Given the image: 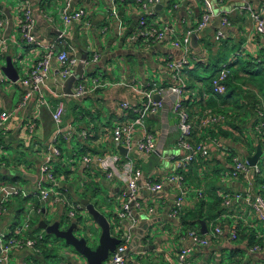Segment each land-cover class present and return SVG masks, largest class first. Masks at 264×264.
Here are the masks:
<instances>
[{"label": "crops", "instance_id": "1", "mask_svg": "<svg viewBox=\"0 0 264 264\" xmlns=\"http://www.w3.org/2000/svg\"><path fill=\"white\" fill-rule=\"evenodd\" d=\"M6 1L0 0V21L4 22L3 27H0V52H6L4 58H0V63L10 54L13 57L19 54L23 60L20 63L18 82L9 84L8 80L6 84L0 83V109L10 113L7 128L0 131V149L3 148L7 153L4 156L0 152V184L15 187L10 180L17 178L19 174L37 175L38 180L40 179V165L55 133L52 113L65 94L64 84L57 82L52 76L40 94H34L22 105L24 97L30 91L22 80L34 65L38 54L35 47L23 42L19 22L26 2L32 8L36 39L47 45L55 44L60 33L65 31V3L64 0H17V6L12 7ZM169 1L167 0L163 11L156 8V14L149 17L151 22L158 24V28L167 27L170 31L164 41L155 42L138 36L141 10L136 1L125 0L119 3L116 16H113V0H73V9L84 6L86 14L65 31L68 45L80 60V49L88 53V61L95 54L99 56L96 63L84 66V81L89 87H92L91 80L95 77L100 78L102 84L109 85L80 99L65 96L67 109L63 129L67 131L73 126L76 133L71 143L60 142L61 151L62 146L67 145L71 153L62 152V159L52 164L53 170L69 186L78 201L86 199L88 195L92 196V192L97 190L102 194L104 201H101L100 208L116 226L112 236L122 241L126 231L131 233L128 264H264V223L258 220L251 205L252 196L259 194L264 197V188L256 184V176L251 181L243 177L234 180L230 176L233 157L239 156L246 160L256 153L259 144L260 139L255 131L259 118L251 111L239 112L238 106L244 104L245 100H252V104L257 99L264 100V89L260 85L263 84L264 72L254 76L255 73L240 71L237 85L244 92H237L225 101L210 89V78L217 75L226 64L240 62V58L248 62L263 59L264 37L257 34V21L251 17L248 7L260 11L264 7V0H218L219 12L216 13L212 5L215 17L204 30L197 33L199 47L195 49L192 46L189 66L182 74L187 86L182 95L184 105L194 119L205 112H212L227 114L229 118L233 116L234 120L220 128L223 135L218 134V129L195 132L196 141L202 138L213 142L210 156L198 157L188 167L184 172L181 189L176 184L167 182V178L175 171V161L186 154L178 146L179 120L173 111L176 95L155 94L154 100L157 101L156 97H159L157 102H161L162 106L156 113H148L144 119L146 130L156 140V150L153 153L145 155L138 150L137 144L143 137L140 127L135 130L130 145H119L126 152H121L113 142L114 127L125 120L132 122L138 117L140 102L143 100L142 91L147 89L148 84L156 83L159 87L178 84L167 66L168 59L178 60L182 56L181 50L174 47L173 41L188 30L197 28L203 15L204 1L173 0L171 6ZM55 10L60 13L55 14ZM224 20H227L226 25H223ZM219 30L225 36L217 41L215 38ZM237 53L242 55L236 57ZM224 58L229 59L224 63ZM53 68L56 70V63ZM1 72L0 75L6 77ZM232 72L234 70L230 73ZM250 86L253 87L252 92L248 90ZM227 93L228 91L225 95ZM124 102L129 103L132 109L125 112L122 108ZM262 107V103L256 104V109ZM233 124L240 126L242 135ZM212 130L216 133L210 134ZM73 140L79 145L76 150L72 148ZM79 152L80 160L76 164L74 158ZM8 154L18 159H11L17 165L11 163ZM85 157L92 158L90 164L83 162ZM113 157H117L120 164L128 158L132 159L143 173L138 183V201L141 207L137 210L136 224L131 220L120 222L118 219L125 185L120 181L109 180L102 165V160L110 161ZM67 170H78L77 179H74V174L69 175ZM162 181L165 184L160 192L154 193L147 187L148 182ZM26 182L30 185V191L36 187L37 182ZM250 182L252 185L249 191ZM248 192L250 196H247ZM236 193L247 197L226 206L223 197ZM179 196L184 198L183 204L179 213L174 216L175 201ZM12 199L8 200L7 210L0 219V236L8 235L16 227L17 203L10 205ZM39 203L46 213L51 210L53 215H61L60 210L50 201ZM29 204L35 206L31 201ZM12 214H15L14 218ZM200 220L206 222L209 231L207 234H202ZM143 222L145 225L154 223L147 226L150 234L152 233L151 239L141 240L139 229ZM38 223L32 224L27 235L35 237V232L44 234ZM217 227L221 229L220 234H215ZM193 229L208 238L207 246L196 244L188 236V232ZM97 230L100 231L99 228ZM234 233L237 235L236 239H233ZM153 246L155 249H152ZM255 247L259 249L254 251ZM183 251H187L184 262L180 259ZM112 255L113 253L103 264ZM42 256L46 255H40L33 249L14 250L10 255V263L30 264L28 259L33 258L39 264H47ZM64 258V261L71 260V264H87L80 255L71 251Z\"/></svg>", "mask_w": 264, "mask_h": 264}, {"label": "built area", "instance_id": "2", "mask_svg": "<svg viewBox=\"0 0 264 264\" xmlns=\"http://www.w3.org/2000/svg\"><path fill=\"white\" fill-rule=\"evenodd\" d=\"M204 9L201 21L199 22L196 29L188 30L182 36L174 38L173 45L182 52L181 58L178 60L168 59V69L172 73V77L178 84L169 87H159L156 83L148 84L146 90L142 91L143 100L140 102V109L138 110V117L132 122L125 120L122 123H118L112 134V139L115 145H122L126 143L131 144L132 136L135 130L140 127L142 129L143 137L137 144L138 150L149 155L156 150V140L154 135L146 130L144 126V119L148 113H156L162 106L161 102L154 100V95L163 94H174L177 96L173 103V111L179 120L180 138L178 140V146L186 151V154L175 161V171L167 178V182L176 184L179 189L184 181V172L187 171L188 167L198 159V157H209L210 156V146L213 143L210 139H199L195 140V132L206 131L208 129H218L224 127L227 122L234 120L233 116L228 117L227 114L222 113H212L205 112L203 115L194 119L184 105V100L182 95L185 92L186 84L182 78V74L189 66V58L192 54V36L198 32L204 30L210 22L215 17L212 4L209 0H203ZM125 2V0H113V16H116V7L119 3ZM160 0H136L137 7L141 10V16L139 19V31L138 36L146 40H153L155 42L164 41L169 35V29L165 27L164 29L158 28L156 22H151L149 17L156 14V8ZM65 6L63 8V23L65 26V31L68 30L72 24L79 22L84 18L86 12L84 6L77 10L73 9V0H64ZM250 10L251 17L257 21L256 31L257 34L264 37V7L260 11H254L251 7ZM22 19L19 22V29L22 34L23 42L28 46L35 47V51L38 54L34 65L29 69L28 73L24 76L22 83L27 86L30 91L23 99L22 105L26 104V101L34 94L41 93L42 88L46 85L47 81L53 76V78L61 83L76 75V68L81 63L84 66L88 64H94L99 60V56L95 54L92 60L86 61L80 60L73 49L68 45L66 39L65 31L61 32L55 44L47 45L36 39L34 35V18L32 14V8L24 4ZM227 24V20H224L223 25ZM4 22L0 21V27H3ZM224 32L219 30L216 34V40L220 41L224 38ZM60 48V52L56 55V48ZM73 50V51H72ZM242 54L237 53L236 57H240ZM261 60L258 61L260 63ZM57 64L56 70L53 68V64ZM231 63L226 64L220 69L217 76L212 81V92L214 95H225L227 92V80L230 75ZM1 72V71H0ZM2 73V72H1ZM82 80H77L75 86L72 88V95H62V100L57 104L56 108L52 113V117L55 123V133L52 143L46 148L47 154L44 157L43 162L40 165V179L38 180L36 187L26 192L24 195L26 198L36 197L40 202L50 201L57 210H60V214L69 220H75L80 215L84 213V206L74 198L72 192L68 185L64 184L62 178L56 176V170H53L52 164L62 159V151L60 147V142L71 143L76 133L73 126H71L67 131L63 129V123L66 115V102L65 96L74 99H80L86 94L98 89L105 88L109 84L101 83V79L98 77L93 78L91 81V86ZM8 79L3 75H0V83L6 84ZM122 108L125 112L132 109L129 103L124 102ZM124 116V115H123ZM10 113L0 109V131H4L9 122ZM257 118H259V123L255 128L259 139L263 143V154L264 158V110L257 109ZM3 148L0 149V151ZM92 161V158L85 157L83 162L88 165ZM102 165L106 177L109 180L120 181L125 185V189L122 192L121 200L122 207L118 212L117 216L120 222L124 220H131L133 224H136V214L137 210L141 207L138 201V183L143 175L142 171L137 168L135 162L128 158L122 164L119 163L117 157H113L112 160H102ZM22 171V170H21ZM25 172V170H23ZM261 168L259 162L255 167H251L247 159H243L239 156L233 157V170L230 173L232 179L236 180L240 177L245 179L253 178L256 174H260ZM165 181L159 183L148 182L147 187L150 191L156 193L160 192L164 187ZM251 182L249 184L248 190H251ZM12 187L14 190L9 189ZM21 194V190L14 186H1L0 187V219L2 215L7 210V202L9 199L17 197ZM250 196V192L247 193ZM242 193L236 194H226L223 197V203L228 206L233 202H238L246 197ZM183 197H178L175 201V210L173 215L176 216L182 208ZM252 208L258 218L262 223H264V197L262 195L252 196ZM35 212L42 215L43 207L39 206L33 207ZM15 228L10 231L7 235L0 236V264H9L10 255L14 250L23 249H33L36 253L43 255L42 242L45 241V236L43 233H39L35 237H30L27 235L30 233L32 228L31 220L28 218L23 226L15 224ZM221 229L219 227L215 228V234H220ZM188 236L192 240L201 246H207L209 244L208 238L201 235L196 230H190ZM236 233L233 234V239H236ZM132 239L131 233L126 231L124 238L118 245L116 251L113 253L112 257L108 260L106 264H128L130 259L128 254V244ZM259 247H255L254 251L258 250ZM187 251H183L180 259L182 262L185 261ZM71 260L63 261L61 264H71Z\"/></svg>", "mask_w": 264, "mask_h": 264}, {"label": "water", "instance_id": "3", "mask_svg": "<svg viewBox=\"0 0 264 264\" xmlns=\"http://www.w3.org/2000/svg\"><path fill=\"white\" fill-rule=\"evenodd\" d=\"M167 0H160L159 4L157 5L158 11H163L164 6L166 4ZM2 9V5L0 4V10ZM192 46L197 49L199 47L198 42V35L193 34L192 36ZM60 52V48L58 47L56 50V55H58ZM6 52L1 51L0 52V58H4V54ZM80 53L82 54V60L86 61L88 59V53L85 51H82L80 49ZM16 60L21 63L23 60V57L21 55H17L16 57H13L11 54L5 57V62L0 63V70L3 72V74L7 77V79L13 83H17L20 79V68L16 64ZM2 61V60H0ZM85 75L84 65L79 64V66L76 69V75L71 76L64 82V93L66 95H72V88L77 80H82ZM156 100L159 101L160 98L156 97ZM121 152H126L127 150L123 149L121 146L118 147ZM0 152L4 154V156H7L6 150L2 149ZM263 154L262 145L258 144L256 153L253 156L247 157V161L251 167H255L258 162L261 160ZM10 156L9 159L14 158L15 156ZM21 178L25 181H30L32 183H36L38 180L37 175H31L28 173H23L21 175ZM11 191L14 189L10 187ZM98 194V190L96 191ZM96 199L100 202V205L102 204L101 200H99L97 197ZM79 202L84 206V213L80 215L78 218H76L74 221L69 220L66 217H63L62 215H57L59 217L58 219H55L52 222H47L44 218V215H46V211L43 208L42 217L39 220L38 227L40 230L44 231V236L46 234V242L49 241L52 237L56 238L55 240L57 243L64 242L65 246L70 247L73 249L71 251L74 254H78L83 258L87 264H103L110 256L111 253H114L118 247V245L121 243V240L118 238L112 236V233L115 229V224H113V221L109 219L108 216L101 210L100 205L97 206L94 202H91L88 199H81ZM16 208V217L20 214L19 206L15 204ZM87 216L88 219H85ZM84 224H81L80 220H84ZM17 223V222H16ZM199 223L201 224V232L202 234H207L208 227L206 225L205 221L200 220ZM154 225V223H151ZM152 225H145L144 222L140 225L139 234L141 235V240L151 239L152 233L150 234V231H148L147 226ZM88 228H92L97 230V228L100 229V238L97 246L93 247L90 245L89 238L87 235L91 236L90 230H87ZM87 235H86V234ZM148 233V234H147ZM86 236H85V235ZM154 234V233H153ZM154 237V235H153ZM56 242L53 241L52 244H48L50 247H48L49 252H55V247L53 244ZM152 247V246H151ZM46 248V247H45ZM152 249H155L153 246ZM65 250H67L65 248ZM44 254V251H43ZM43 257V256H42ZM43 258H46L43 257ZM54 258V257H53ZM52 258V259H53ZM65 260V259H64ZM63 260V261H64ZM48 262L47 264H51L54 262V260H45ZM52 261V262H51ZM75 262V261H74Z\"/></svg>", "mask_w": 264, "mask_h": 264}, {"label": "rangeland", "instance_id": "4", "mask_svg": "<svg viewBox=\"0 0 264 264\" xmlns=\"http://www.w3.org/2000/svg\"><path fill=\"white\" fill-rule=\"evenodd\" d=\"M209 1L213 5V8L215 9V12L216 13L219 12L218 0H209ZM6 3L9 4L12 7L13 6L16 7L17 4H18V1L16 0L15 2H12L11 0H7ZM20 4H21V1H20ZM172 4H173V0H170L169 1V6H171ZM54 12H55V14H59L60 13V11H58V10L57 11L55 10ZM236 49H239V47L236 48ZM230 53H232V52H230ZM228 59L227 58H224V63L227 62ZM246 63H248V61H246L245 59L240 58V65H245L246 66L247 65ZM16 64L20 68V65L21 64L19 63V61L16 60ZM254 68L255 69L256 68H260L261 69V67H259L257 65ZM233 70L236 71V68L233 67ZM9 84H12L11 81H9ZM248 90H249V92H252L253 91V87L250 86V88ZM260 100H262V98H260ZM245 101H249V100H245ZM262 102H263V100H262ZM77 146H79L78 143L75 140H73V142H72V148L74 147V150H76ZM62 152L63 153H66V154H68L70 152L67 145H63L62 146ZM80 155H81V152H79V155L74 158V159H76L75 160L76 161V164L80 160ZM20 161L23 162V160H20ZM11 163H14L15 165H17L12 160H11ZM259 166H260L261 170L264 172V158H262L259 161ZM29 171H31L32 173L35 172V170H29ZM67 171H68V174L69 175L74 174V179H77V177L79 175L78 170H74V172L72 170H67ZM72 178L73 177L71 176L70 179H72ZM13 184L16 185L15 187L17 189L21 190V194L19 196L15 197V199H12L10 201L11 202L10 205L11 204L14 205L15 203H17V205L19 206V209L18 210L21 211L20 214L18 215V217L15 218V220L17 221V224L19 226H23L28 218L31 220V223L33 225L37 224L39 222L40 218L42 217V215L37 214L35 212V210L33 209V206L29 204V202L31 201L32 203H35L36 204L37 202H39V199L36 198V197H32V198H26L25 197L24 194L26 192H29L30 191V185L26 181H23V180L19 179L17 181V183H13ZM0 186H1V184H0ZM78 186H81V185H78ZM97 198L99 200H101V201H104V199L102 197V194H100V193L97 194ZM106 201H107V199H106ZM14 217H15V214H12V218H14ZM44 218L46 219L47 222H52L55 219H58L59 217H57V215H53L52 214V211L49 210L46 213V215H44ZM85 219H88L87 216L85 217ZM85 219L84 220H80L81 221V224H84ZM87 230H90V232H91V236L90 235H87L85 233L88 236V238H89L90 245H92L93 247L97 246V244L99 242V238H100V231L95 230V229H92V228H88V227H87ZM35 234L38 235V233H36V232H35ZM45 237H46V234H45ZM55 239L56 238L52 237L51 239H49V241L46 242V238H45V241L42 242V245H43V247H46V250H47L48 247H50L48 244H50V243L52 244V242L55 241L56 243L53 244L54 247H55V252H54V258L52 260H54V262L57 263V264H61L63 262V260L65 259L64 257H66V255L68 254V252L69 251H73V249L70 248V247H68V246L66 247L65 244H64V242H62L61 244L60 243H57V241ZM65 248L67 249V251L65 250ZM28 261H29L30 264H39L33 258L28 259ZM10 264H12V263H10Z\"/></svg>", "mask_w": 264, "mask_h": 264}, {"label": "trees", "instance_id": "5", "mask_svg": "<svg viewBox=\"0 0 264 264\" xmlns=\"http://www.w3.org/2000/svg\"><path fill=\"white\" fill-rule=\"evenodd\" d=\"M132 1L134 2L136 0H130V2H132ZM257 61L258 60L253 61V62L249 61L248 63H246L247 64L246 66L245 65L244 66H240V62H238V61L236 63L235 62L234 63H231V65L229 66V68H231V70H233L232 68L235 67L236 68V71L230 73V75H229V78H228L227 83H226L228 93H227V95H222L224 101L226 99L228 100L229 97L231 98L232 96H234L237 92H244V90L237 85L238 84V81L240 79L239 78L240 71H243L244 70L247 73L248 72L249 73H255V74H253L254 76H256L257 74H259V72H264V66H263L264 65V55H263V59L261 60L260 63H258ZM256 65L259 66V67H261V69L260 68H256L255 69L254 67ZM231 70H230V72H231ZM216 76L217 75H212V77L210 78V80H211L210 89H212V81H213V79ZM260 85L262 86L261 89H264V80H263V84H260ZM217 96H219V95H217ZM263 96H264V92H263ZM252 102L253 101L251 100V101H246L244 104L242 103V105H239L238 106V111L239 112H243L244 110L247 111V112L248 111H251L253 114H256L257 115L256 104H261V103L263 104L262 109L264 110V100L262 102V100L257 99V101L255 103L252 104ZM233 126H234V124H233ZM234 127H235V129H237L238 131H240V134L242 133L241 132L242 130L240 129V126L235 125ZM211 133H214L215 134L216 132L212 130V131H210V134ZM219 133H221L222 135L224 134V132L220 128H218V134ZM259 144H261L262 147H263V143L261 142V140H259ZM15 158H13L14 161L15 160L18 161V159H15ZM255 176H256L255 177L256 184H258L259 187H263L264 188V172L261 170L260 174H256ZM19 179L23 180L21 178V174H19V176L17 178H13L10 181L16 183ZM3 186H8V185L4 184ZM84 197H86V196H84ZM96 197H97V192L95 191V192H92V196L91 195H88L86 197V199L90 200L91 202H94L97 206H99L100 205V202L96 199ZM35 206L38 208L40 206V203L37 202L35 204ZM40 246L43 247V245H41V244H40ZM43 250H45L44 251V254L46 255V258H44V260H47V259L52 260V258L54 257V253L53 252H49L48 250H46L45 247H43ZM51 264H57V263L52 262Z\"/></svg>", "mask_w": 264, "mask_h": 264}]
</instances>
